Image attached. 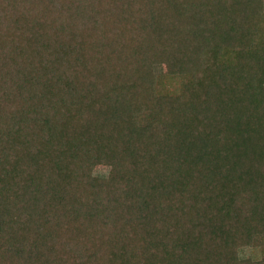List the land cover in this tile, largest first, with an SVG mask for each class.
<instances>
[{"label": "trees", "instance_id": "trees-1", "mask_svg": "<svg viewBox=\"0 0 264 264\" xmlns=\"http://www.w3.org/2000/svg\"><path fill=\"white\" fill-rule=\"evenodd\" d=\"M0 264H264V0H0Z\"/></svg>", "mask_w": 264, "mask_h": 264}, {"label": "rangeland", "instance_id": "rangeland-1", "mask_svg": "<svg viewBox=\"0 0 264 264\" xmlns=\"http://www.w3.org/2000/svg\"><path fill=\"white\" fill-rule=\"evenodd\" d=\"M165 71L166 69H165V66L163 65H157L155 67V72L158 77H163L165 74ZM107 174H108V169L104 166H98L95 169V175L97 176H104V175L107 176ZM249 254H250V250H247V249L241 252V255L244 257L249 256Z\"/></svg>", "mask_w": 264, "mask_h": 264}]
</instances>
